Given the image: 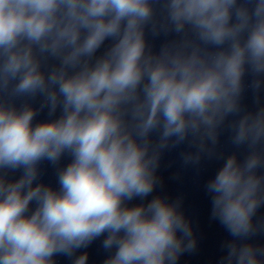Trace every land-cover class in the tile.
Listing matches in <instances>:
<instances>
[{
  "label": "clouds",
  "instance_id": "9594fccd",
  "mask_svg": "<svg viewBox=\"0 0 264 264\" xmlns=\"http://www.w3.org/2000/svg\"><path fill=\"white\" fill-rule=\"evenodd\" d=\"M148 34L173 38L154 50ZM262 92L264 0H0V264H88L76 253L101 236L103 264H177L197 240L180 199L147 200L162 152L187 141L198 165L226 122L244 154L206 184L234 238L220 264H264V246L237 243L264 231ZM65 155L59 187L43 183Z\"/></svg>",
  "mask_w": 264,
  "mask_h": 264
}]
</instances>
